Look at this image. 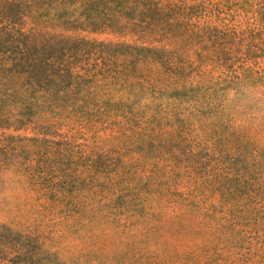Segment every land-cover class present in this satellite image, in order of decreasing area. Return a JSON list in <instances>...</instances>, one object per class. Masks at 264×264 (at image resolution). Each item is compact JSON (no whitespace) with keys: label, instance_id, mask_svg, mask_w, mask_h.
<instances>
[{"label":"rangeland","instance_id":"1","mask_svg":"<svg viewBox=\"0 0 264 264\" xmlns=\"http://www.w3.org/2000/svg\"><path fill=\"white\" fill-rule=\"evenodd\" d=\"M0 264H264V0H0Z\"/></svg>","mask_w":264,"mask_h":264},{"label":"trees","instance_id":"2","mask_svg":"<svg viewBox=\"0 0 264 264\" xmlns=\"http://www.w3.org/2000/svg\"><path fill=\"white\" fill-rule=\"evenodd\" d=\"M34 46H35V45H34ZM35 48H36V47H35ZM38 48H40V49H45L44 46H38ZM29 50H33V49H30V48H29ZM29 50L27 51V53L29 52ZM47 55H49V54H47ZM30 66H33V65L31 64Z\"/></svg>","mask_w":264,"mask_h":264}]
</instances>
